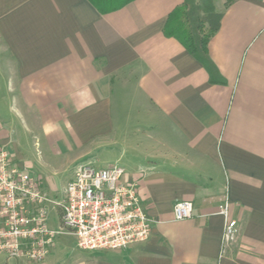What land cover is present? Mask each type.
Segmentation results:
<instances>
[{
  "label": "crops",
  "instance_id": "0c3cea01",
  "mask_svg": "<svg viewBox=\"0 0 264 264\" xmlns=\"http://www.w3.org/2000/svg\"><path fill=\"white\" fill-rule=\"evenodd\" d=\"M184 3L0 0V147L61 199L79 164H117L156 222L124 250L59 236L43 264H264V0H214L210 72L163 34ZM181 201L193 214L177 221ZM226 201L238 234L223 251Z\"/></svg>",
  "mask_w": 264,
  "mask_h": 264
},
{
  "label": "built area",
  "instance_id": "2783aa9c",
  "mask_svg": "<svg viewBox=\"0 0 264 264\" xmlns=\"http://www.w3.org/2000/svg\"><path fill=\"white\" fill-rule=\"evenodd\" d=\"M125 170L117 165L99 169L76 166L61 200L51 199L38 177L12 162L10 152L0 147V255L43 264L56 238L71 235L83 251L124 250L145 242L156 223L145 211L138 184L124 182ZM48 205L60 213V227L48 225ZM193 204L174 206L177 221L190 219ZM226 201L219 208L225 217L223 251L238 234V224L228 217Z\"/></svg>",
  "mask_w": 264,
  "mask_h": 264
},
{
  "label": "trees",
  "instance_id": "16d2710c",
  "mask_svg": "<svg viewBox=\"0 0 264 264\" xmlns=\"http://www.w3.org/2000/svg\"><path fill=\"white\" fill-rule=\"evenodd\" d=\"M100 13H110L121 9L132 0H89ZM214 0H185V3L175 8L167 18L163 34L167 38L176 39L196 59L211 71L212 63L208 55V42L219 28L221 15L216 12ZM203 10L209 25L201 20L199 11Z\"/></svg>",
  "mask_w": 264,
  "mask_h": 264
},
{
  "label": "rangeland",
  "instance_id": "374dc122",
  "mask_svg": "<svg viewBox=\"0 0 264 264\" xmlns=\"http://www.w3.org/2000/svg\"><path fill=\"white\" fill-rule=\"evenodd\" d=\"M199 0H196V3L198 2ZM199 15H200V19L203 20V22L206 20V15L204 14L203 10L200 9L199 11ZM205 25H206V29H205V32L208 33L209 32V25L207 22H204ZM95 167H98L95 165ZM49 172L52 176H54L55 178V183H60V185L62 183H64L66 181V177L68 175L67 174H62V170L59 168V166H57L56 164H52L49 168ZM51 199L53 200H56V201H59L61 198L58 196V197H55V196H50ZM47 208V212H48V225L50 228L52 229H58L60 227V219H59V214L57 212L56 209H54V207L52 208V205H48Z\"/></svg>",
  "mask_w": 264,
  "mask_h": 264
}]
</instances>
